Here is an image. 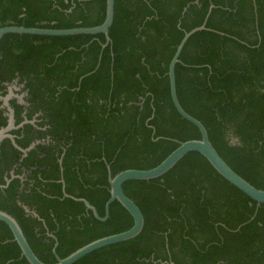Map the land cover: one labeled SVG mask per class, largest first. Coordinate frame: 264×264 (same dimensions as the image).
Instances as JSON below:
<instances>
[{"label":"trees","instance_id":"1","mask_svg":"<svg viewBox=\"0 0 264 264\" xmlns=\"http://www.w3.org/2000/svg\"><path fill=\"white\" fill-rule=\"evenodd\" d=\"M105 14L106 0H0V27L95 26ZM202 24L175 66L179 102L205 125L222 158L264 189V0H114L108 42L103 33L1 38L0 90L14 79L24 83L27 118L41 111L49 132L65 140L58 155L47 150L49 160L37 161L49 164L44 178L50 181L33 170L31 185L11 179L9 170L19 160L34 164L35 148L45 147L37 144L22 157L10 139L0 146V209L16 218L41 260L57 262L53 244L47 253L40 251L34 226L42 222L27 216L18 201L35 208L60 242L57 254L66 257L94 239L129 229L133 218L114 200L101 221L64 192L86 198L104 216L108 166L112 176L148 169L178 141L200 138L198 127L176 110L167 72L185 32ZM11 104L19 124L23 107ZM25 128L34 130L31 124ZM34 139L16 143L26 147ZM14 172L21 174V167ZM123 188L143 212L142 231L73 264H264V203L257 207L199 152H189L160 177L128 180ZM0 264H30L2 221Z\"/></svg>","mask_w":264,"mask_h":264},{"label":"water","instance_id":"2","mask_svg":"<svg viewBox=\"0 0 264 264\" xmlns=\"http://www.w3.org/2000/svg\"><path fill=\"white\" fill-rule=\"evenodd\" d=\"M113 19H114V0H106L105 18L103 22L99 25L80 26V27H71V28H48V27H29L24 25H4L0 27V40L7 33L54 35V36L103 33L108 42L110 41L109 29L112 25ZM204 25L205 24H202L200 26L191 29L188 32H185V35L183 36L180 43L177 45L176 51L170 60L168 66V72H167L169 77V86H170V94H171L172 102L176 110L180 113V115L183 118L187 119L188 121L192 122L198 127L201 135L200 138L178 141L179 143L178 146L175 149H173L160 163H158L154 167L148 169L127 168L116 173L114 176L111 175V171L109 169L108 179L110 184V197L108 198L105 204L104 217L99 216L96 208L87 199L82 197H74L64 192L65 196H70L75 200L84 202L86 207L92 210L94 215L101 220H104L108 217L110 204L114 200H117L130 213V215L133 218V224L129 229L125 231L113 233L110 235H106L94 239L84 244L83 246L77 248L76 250L68 254L66 257L61 258L57 255V262L55 263H46L43 260H41L34 252L31 245L29 244L16 218L7 211L0 209V221L8 225V227L10 228L13 234V239L17 242V244L20 247L21 256H24L30 264H73L80 258L93 252L96 249L131 239L137 236L138 234H140L144 226V215L140 207L135 203V201L125 193L123 188L124 183L128 180H133V179L149 180L152 178L160 177L166 172H168L170 169H172L186 154L192 151H197L200 154H202L220 175H222L226 180H228L238 189L243 191L249 197L256 200L257 207L261 203H264V189L258 188L249 181H247L222 158V156L219 154L217 149L210 141L208 131L205 125L199 119L189 114L179 102L176 91L175 66L179 62V55L186 40L194 32L203 29ZM14 96L16 95L14 93H11L9 87V93H7L3 97H0V99L3 101L2 107H4L7 110L6 115L8 116L7 124L5 126L0 127V146L5 138H9L12 144L25 154L35 145V142L32 143L30 146L23 148L16 143L14 139V135L10 133L12 129L17 127V125H15L14 110L10 104V99ZM16 97L19 98V100H21L22 103L23 95L21 94L20 96H16ZM22 124L23 123H21L20 125ZM6 180L7 182H9L8 178H6ZM23 207L27 211H30L26 205H23ZM34 214L38 216L36 212H34ZM167 263L175 264L173 261Z\"/></svg>","mask_w":264,"mask_h":264},{"label":"flooded vegetation","instance_id":"3","mask_svg":"<svg viewBox=\"0 0 264 264\" xmlns=\"http://www.w3.org/2000/svg\"><path fill=\"white\" fill-rule=\"evenodd\" d=\"M14 84H18L19 86H21L20 90H18L16 92L24 93L23 94V101L21 103V100H19V98H17L16 96H14L10 99V104L12 101H15L17 104H20V106L23 107V110L21 111V114H20L23 118L19 124H16V120H15V125H17V127L12 129L10 132H13L14 130L16 131L17 134L12 133V135H14L15 141H16V138H18V139H22V138H26V137H31V139L36 138L34 140H31L32 142L28 146H30L32 143L35 142V145H37V144L43 145L45 147V149L42 147L35 148L36 154H38V158H36V160L33 162L34 164L30 163L27 165H21L22 160H19L18 162L14 163L12 168L9 170V174L11 176L10 178L12 179V178L18 177L22 182L25 180H29L30 185H31L34 181H36L34 179H31L32 178V171L37 170L38 172L35 174V176L37 178H40L43 182L44 181H50V178H44V175L47 172L45 170H48L50 168L49 164L45 161V162L41 163V165L39 166L37 164V161L41 157L43 159H47V157H49V155L47 154V150H49L48 152H50L51 154L58 155L60 150L65 149V146L62 145V143H64L65 140L63 137H61L60 140H57L56 139L57 135L49 132L50 125L47 124V118H44L42 116L41 111H37V112L33 113V115L31 116L30 119L27 118L28 107L30 106V103H28L25 100V97L28 95V93L24 87V83L19 84L17 79H14L10 83L9 82L3 83L4 88L2 90H0V97H3L7 93H9V87L11 85H14ZM2 104H3V101L0 99V109L3 110V115L6 117V124H7V122H8V116L6 115L7 110L4 107H2ZM11 106L14 110V107L12 104H11ZM14 118H15V110H14ZM25 121H27V122H25ZM21 123H23V124L20 125ZM26 124H31L33 126L34 130H32V132H27V130L25 128ZM233 140H235V139H233ZM35 145L30 150H32L35 147ZM28 146H26V147H28ZM26 147H23V148H26ZM30 150H28L25 154L20 150L22 153V157L27 156V154ZM62 157H63V153H61V155L59 156V158L57 160L59 163L61 162ZM47 160H49V159H47ZM20 167H21L22 173L21 174H15L14 170L17 168H20ZM41 170H43V177H42ZM6 174L4 172V179L5 180H6V178H8V176ZM59 181L63 182L62 179H60ZM18 204L20 206L23 205V203L21 201H18ZM31 210H33V211H31ZM34 210H35V208L34 209L30 208V211H27L24 208V211L26 212L27 216H32L33 218H37L39 221L42 222L41 226L40 225L34 226L35 237L40 241L39 249L41 252L47 253V247H48V245H50V243H52L53 245L51 246V251L54 253L55 258H57L58 254H57L56 249L60 245V242L58 241L57 236L54 234V232L51 231L46 226L44 219L41 216H39V215L36 216L34 214V212H36V210L35 211ZM68 229H69V227H67V230Z\"/></svg>","mask_w":264,"mask_h":264},{"label":"crops","instance_id":"4","mask_svg":"<svg viewBox=\"0 0 264 264\" xmlns=\"http://www.w3.org/2000/svg\"><path fill=\"white\" fill-rule=\"evenodd\" d=\"M195 2H198V0H195ZM212 7V6H211ZM210 11V10H209ZM209 11H208V13H209ZM208 15V14H207ZM207 17V16H206ZM110 168H109V166H108V170H109ZM109 175V174H108ZM9 180V179H8ZM109 180V179H108ZM68 194V193H67ZM69 195V194H68ZM71 196H73V195H71ZM68 197H70V196H68ZM75 197V196H74ZM110 197V196H109ZM72 198V197H71ZM82 198H84V197H82ZM86 199V198H85ZM108 200V199H107ZM107 200H106V202H107ZM77 201H79V200H77ZM89 201V200H88ZM82 202V201H81ZM90 202V201H89ZM106 202H105V204H106ZM84 203V202H83ZM23 205H25V204H23ZM22 205V206H23ZM93 205V204H92ZM27 206V205H26ZM86 206V205H85ZM94 206V205H93ZM28 207V206H27ZM95 207V206H94ZM24 208V207H23ZM29 208V207H28ZM87 208V207H86ZM96 208V207H95ZM88 209V208H87ZM29 210H30V208H29ZM89 210V209H88ZM97 210V209H96ZM109 210H110V206H109ZM31 211H33V210H31ZM35 211V210H34ZM92 211V210H91ZM98 212V211H97ZM37 213V212H36ZM109 213H110V211H109ZM87 214V216H88V214L89 213H84V215H86ZM94 214V213H93ZM99 214V213H98ZM95 216V215H94ZM100 216V215H99ZM104 216H105V206H104ZM104 216H100V217H104ZM96 217V216H95ZM108 217H109V215H108ZM107 217V218H108ZM97 218V217H96ZM106 218V219H107ZM97 219H99V218H97ZM106 219H104V220H101V219H99V220H101V221H105Z\"/></svg>","mask_w":264,"mask_h":264},{"label":"rangeland","instance_id":"5","mask_svg":"<svg viewBox=\"0 0 264 264\" xmlns=\"http://www.w3.org/2000/svg\"><path fill=\"white\" fill-rule=\"evenodd\" d=\"M21 86H19L18 84H14L10 86V91L11 93H14L16 96H20L21 94L23 95L24 93H18L16 91L20 90ZM16 98V97H15ZM235 141V140H233Z\"/></svg>","mask_w":264,"mask_h":264}]
</instances>
